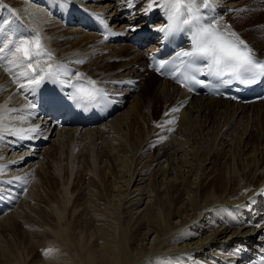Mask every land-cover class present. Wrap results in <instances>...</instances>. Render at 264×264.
<instances>
[{"label":"bare ground","instance_id":"1","mask_svg":"<svg viewBox=\"0 0 264 264\" xmlns=\"http://www.w3.org/2000/svg\"><path fill=\"white\" fill-rule=\"evenodd\" d=\"M58 1L81 4L121 39L87 31V23L76 15L66 25L42 0H0L6 6L0 7V21H8L3 25L6 30L19 25L26 38L38 32L52 53L51 59L42 60L44 65L63 63L73 73L86 74L84 79L96 80L120 99L121 109L93 127L77 121L58 129L47 105L41 115L34 110L31 122L21 124L20 114L9 110L38 101V89L32 94L19 90L24 80L13 75L19 70L7 62L10 57L5 49L0 59V181L26 177L29 188L13 211L0 216V229H11L18 220L34 215L39 231L31 240L44 242L45 254L53 250L47 260L41 257L34 264H220L222 260L255 264L264 251V100L241 104L203 95L191 97L173 78L140 72L159 35L139 30L165 20L164 12L155 7L145 15V0ZM215 4L224 24L243 39L239 32L247 30L243 23L264 36V0H215ZM233 21L240 26L235 28ZM250 39L247 42L263 56L264 48ZM115 59H119L116 64ZM135 79L140 81L138 92L127 87L119 90L117 82ZM143 91H152L151 97L145 100ZM161 105V112L168 111V115L159 124L153 123L152 115ZM175 120L176 131L170 140L169 128ZM249 123H258L254 133L259 139H254ZM35 125L43 128L45 142L20 146L12 131ZM133 135L138 138L130 144ZM154 143H158L155 149ZM63 153L68 158L79 157L94 180L100 181V163L109 156L118 161L117 171L125 174L113 182L120 203L113 204L95 189L83 195L88 199L89 218L84 221L90 226H85L90 232L85 241L93 239L90 245L75 243L68 233L69 181L62 180L64 192L42 208L46 195L40 177L51 164L61 172L56 163L62 165ZM5 184L0 182V190H7ZM5 246L1 244L0 263L18 264L20 260L12 258ZM84 247L86 251L81 250Z\"/></svg>","mask_w":264,"mask_h":264},{"label":"snow or ice","instance_id":"2","mask_svg":"<svg viewBox=\"0 0 264 264\" xmlns=\"http://www.w3.org/2000/svg\"><path fill=\"white\" fill-rule=\"evenodd\" d=\"M145 2L147 3V7L143 9L145 15L155 7L162 10L167 17V23L155 29L156 31L168 33L183 30L185 32L189 48L176 52V59L180 61L186 73H192L190 75L181 73L185 80L190 81V87L206 86L204 80H199L196 76V73L204 70L208 75L218 78L227 77L244 84L256 83L264 78V60L257 56L255 50L232 29L231 25L224 24L222 17L210 16L205 11L214 7L215 0H145ZM0 7L6 6L0 4ZM7 22V20L0 21V34L4 36V39L0 40L3 44V47H0V59L3 58L5 49H8L7 55L10 59L7 62L19 70L13 72V75L17 80H24L19 90H27L28 94H32L45 82L66 84L72 91L67 94L52 95L44 100V103L48 104L53 111H58L66 102L81 108L90 105L107 106L115 102L110 99V93L97 86L96 80L87 78L85 84L86 74L73 73L63 63L44 65L42 60L51 59L52 53L42 42L39 33L33 32L26 38L19 25L6 30L3 25ZM12 35H16V39H13ZM198 64L200 67H197ZM161 68L175 71L176 65L174 62L164 61L157 70ZM36 108L37 104L31 103L24 109L13 108L9 111L20 114V123L24 124L31 122L30 117ZM172 111H178V109H172ZM42 132L43 128L35 125L12 131V135L17 138V141L42 139L45 138ZM19 179L14 177L0 182L11 184Z\"/></svg>","mask_w":264,"mask_h":264},{"label":"rangeland","instance_id":"3","mask_svg":"<svg viewBox=\"0 0 264 264\" xmlns=\"http://www.w3.org/2000/svg\"><path fill=\"white\" fill-rule=\"evenodd\" d=\"M241 24H242V22H241ZM232 25L235 28H237L236 22L232 23ZM237 26L239 27L240 25H237ZM241 26L242 27L244 26L245 28L247 26V30L241 28L242 31H239L240 33H242V35L245 38H247L248 40H251L250 38L253 37L252 42L255 45H259V46L264 48V36L262 37V34L255 32L254 28L249 23H243V25H241ZM246 35H247V37H246ZM42 39H44V37H42ZM118 60L119 59L113 60V63L116 64L117 63L116 61H118ZM138 83H139L138 87L140 88V81H138ZM138 91H133V93L138 92ZM151 93H152V91H146V92L143 91V94L145 96V100H146V98L151 97ZM154 103H155V101H154ZM158 107L159 108L156 111L157 113L155 115L154 114L152 115V117L155 119V121H153V123H157L158 120L161 121L163 116L166 113L164 111L161 112L162 105L158 106ZM152 111H153V108H152ZM59 117H60V115L55 116L56 119H58ZM246 121L247 120H244L243 123L245 122L244 124H246V126H247L248 121L247 122ZM249 124H250V126L253 127L251 134H253L254 139L255 140L259 139L257 137V134L254 133V132H256V131H254V129H256V127L258 126V123L257 124L254 123L255 126L252 123H249ZM259 125H263V124L259 123ZM177 128H178V126H177ZM250 131L248 130V133ZM248 133H247V135H248ZM170 134H171V132H170ZM174 135H175V130L173 131L172 136L170 137V140L174 139L173 138ZM137 138H138L137 136L133 135L130 139V144H135V142L137 141ZM209 144H210V142H209ZM156 147H158V143H154L152 145L153 149H155ZM62 155L64 156V159H59V161H62V165H60V162L56 163L58 166H60L61 172H58L57 170H55L54 165L51 164V165H49V168L47 169L46 173L42 174V176L40 177V185L45 187V191H44L43 195H46V198L43 201V205H45V206L42 205V208L47 207V205L49 203L48 200L53 201L54 199H57L59 197V194L61 195V193L64 192V187L61 185L62 180L64 181L63 183H66L67 181H69V184H70L69 185V192L71 194V199H70L69 203H67V210H66L67 222L69 224L68 233L70 235V239H72L75 243L83 241V243L85 242L88 245H90V243L93 242V239L92 240L88 239V242L85 241V239H87V237H88V234L90 233L89 229H87L90 226L88 227L89 224L84 221V220H86V218H89V214H87V208H86V206L88 205V201H87L88 199L83 198V195L85 192L89 193L90 190L95 189L96 191L98 190L102 194H104L105 195L104 197L111 200L112 203L113 202L114 203H120L119 202V196H117V193L115 192V187L113 186V182L119 180L118 178H120L119 175H121V173H122V175H125V174L123 172L117 171V166H118L117 164H119L118 161H116L113 156H109V157H106L100 163L101 164V169L99 171L100 181H97L96 179L95 180L93 179V176L90 175V172L84 166L82 167V161H81V159H79V157H75L73 159L71 157L68 158L67 153H63ZM55 157L58 158L59 154H58V156L55 154ZM148 158H149V155L147 156V158L145 160H147ZM166 164L163 162V166ZM139 167H141V166L138 165L137 168H139ZM223 169L225 170L226 168L224 167ZM185 170L187 171L188 168L187 169L185 168ZM151 171H150V173H152ZM160 180H161V177H160ZM122 185H123V183L120 182L119 186H122ZM123 188H125V187L123 186ZM146 195L148 196V194H146ZM164 197H166V196L164 195ZM38 200L40 201V198H38ZM185 200H187V199H185ZM146 203H147V200H145V202L142 206L144 207L146 205ZM41 211L43 212V210H41ZM35 220L36 219L34 218V215L32 214V217H29L28 219L18 220L15 223V225H13V227L11 229H4V228L0 229V238H1L0 239V248H2L1 244L3 247L5 245L7 247H9V248H7L5 246V248H7V251H10L12 253V254H10V256L12 255L11 256L12 258L20 260V262L18 264H29V263L34 264L35 260H37V259L39 260V258H41V257L43 258V260H47L50 257V255L53 253V250H51L49 254L47 253L48 255L45 254L46 250L41 246V244H44V242H40L39 239L31 240V235L35 231H39V227L37 228V226L39 224L36 223ZM31 223L33 225H31ZM123 224L126 225V223H123ZM34 226L36 229L34 228ZM32 228H34V230ZM71 234H72V237L74 236L73 237L74 239L71 237ZM84 234H85V236H84ZM255 236H256V233L252 234L251 238L254 239ZM80 237L83 239H81ZM255 243H256V241H255ZM80 247H81V245H80ZM82 249L86 251L85 247L81 248V250ZM11 250H13V251H11ZM57 250L61 251V249H58V248H57ZM42 253H43V255L41 256ZM222 261H220V264H230V262H228V261L227 262H222ZM0 264H2V263H0Z\"/></svg>","mask_w":264,"mask_h":264}]
</instances>
